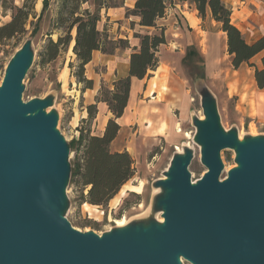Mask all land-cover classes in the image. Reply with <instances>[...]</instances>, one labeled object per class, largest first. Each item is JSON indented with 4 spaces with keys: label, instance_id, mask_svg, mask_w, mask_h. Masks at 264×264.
<instances>
[{
    "label": "water",
    "instance_id": "95a60500",
    "mask_svg": "<svg viewBox=\"0 0 264 264\" xmlns=\"http://www.w3.org/2000/svg\"><path fill=\"white\" fill-rule=\"evenodd\" d=\"M34 50L27 38L0 82V264H264V135L239 139L220 122L200 79L204 118L194 141L206 167L193 181L191 147L176 151L156 181L163 218L128 221L97 233L71 225L66 187L70 147L57 127L53 97L22 99ZM235 165L220 178V151Z\"/></svg>",
    "mask_w": 264,
    "mask_h": 264
},
{
    "label": "rangeland",
    "instance_id": "374dc122",
    "mask_svg": "<svg viewBox=\"0 0 264 264\" xmlns=\"http://www.w3.org/2000/svg\"><path fill=\"white\" fill-rule=\"evenodd\" d=\"M128 4L123 0H48L47 7L42 10L43 0H0V25L11 20L15 7L28 12L24 28L0 41V82L13 53L24 40L30 38L34 58L23 79L22 99L26 101L33 97L52 96V106L47 110L57 111V127L68 142L78 137L80 129L94 135L102 133L112 114L106 103L97 102L96 97L102 85L113 87L108 75L101 74L106 73L107 66L97 64L92 67V62L84 66V75L88 78L91 75L90 79L94 81L92 88H84L83 83L76 81L73 72L77 69V60L72 51L76 31L75 27L69 30L71 21L85 10L96 13L99 15L97 27L101 32L105 31L114 40L124 39L125 42L118 43L115 49L119 59L114 71L122 72L133 45L138 43L139 39H135V35L146 32L144 27L138 26L139 19L131 13L133 7ZM171 7L173 5H168V10ZM188 18L194 28H190L183 19L178 20V23H173L171 18L157 20L158 23H164L157 24L164 28L166 39L157 50L158 64L142 79H131L128 104L122 118L117 119L122 128L114 146L112 143L110 146L112 150L128 151L133 159V176L121 185L111 199L122 187L123 196L115 206L109 199L105 204L96 205L97 212L88 213L83 209L87 201H83L82 196L88 187L76 182V177L72 178V182L69 179L65 215L77 229L102 233L116 225L115 219L123 216L127 222L152 218L162 221L160 211L152 206L154 198L161 191L156 181L165 177L164 172L172 155L178 147L182 152L187 140L190 143L188 147L193 151L188 167L191 179L195 181L203 175L206 167L200 161L199 145L194 141L196 128L193 123L195 117L204 118L201 95L196 84L201 74L204 75L200 78L201 84L215 97L220 122L226 130L236 129L239 139L249 135H264V86L259 88L256 85L254 68L250 65L259 63L260 66V54L234 68L219 27L207 17L198 23L193 15L188 14ZM147 30L150 33L159 32L154 28ZM67 32L71 35L69 43L61 48L54 60L42 63L40 54L48 37L56 40L58 35ZM188 49H191L190 53L196 51L195 54L185 57ZM95 102L97 111L94 117L89 118L87 105ZM175 122L180 123L183 131L190 133L189 138L182 132L174 131ZM158 133L160 135L154 136ZM234 157L233 149L220 151L223 163L220 178L226 176L228 169L235 165ZM69 162L73 167L75 151L71 149Z\"/></svg>",
    "mask_w": 264,
    "mask_h": 264
},
{
    "label": "trees",
    "instance_id": "16d2710c",
    "mask_svg": "<svg viewBox=\"0 0 264 264\" xmlns=\"http://www.w3.org/2000/svg\"><path fill=\"white\" fill-rule=\"evenodd\" d=\"M188 3L194 6L197 14L204 19L207 12L219 24L220 30L226 34L227 52L234 68L243 63H248L257 54L264 50V37H259L247 42L239 30L231 22V7L226 0H135L132 14L136 16L138 25L144 27L146 32L135 35L138 43L133 46V51L128 58V70L125 76H121L112 82V88L101 86L97 102H104L111 112L101 134L94 135L80 129L77 138L68 142L71 150L75 151V162L70 171V182L76 177V182L87 188L83 201L96 205L105 204L119 190L121 185L133 176V159L128 151L112 150V141L120 130L117 119L123 115L128 104L130 95L131 78L142 79L149 70L156 68L158 64L157 50L160 44L166 42L164 28L157 25V20L165 16L168 5L174 3ZM48 0H43V9L47 7ZM168 4V5H167ZM103 6V5H102ZM41 16V15H40ZM37 20V25L40 20ZM74 16V13L72 14ZM28 12L21 7H15L11 20L0 25V41L9 38L15 32L24 28ZM99 15L87 10L73 17L70 28L75 27L74 44L72 51L75 54L77 65L73 75L76 81L84 84V88H92L93 80L84 75L85 65L91 60L93 50L113 54L118 43H124V39H112L104 31L101 32L97 23ZM148 28H154L159 32L150 33ZM71 35H58L54 40L50 36L41 52V62L46 63L54 60L61 48L69 43ZM107 45L109 47H107ZM125 47H127L125 45ZM188 49L185 57L194 55ZM253 66V77L259 88L264 86V53L260 57V66ZM200 75L198 78H203ZM97 111L96 102L87 105L88 117H94ZM88 203V204H89ZM91 204V205H92Z\"/></svg>",
    "mask_w": 264,
    "mask_h": 264
},
{
    "label": "crops",
    "instance_id": "0c3cea01",
    "mask_svg": "<svg viewBox=\"0 0 264 264\" xmlns=\"http://www.w3.org/2000/svg\"><path fill=\"white\" fill-rule=\"evenodd\" d=\"M123 2L124 3L129 2L128 5L133 7L135 0H129V1L123 0ZM226 2L231 7V16H230L231 22L236 27L239 28V30L241 31V33L243 34V36L247 42H251V41H253L259 37H262V36L264 37V0H226ZM177 7H178V9H177ZM183 7L184 8L186 7L185 10ZM118 8H121V7L119 6ZM169 10L170 11L172 10V12H170L171 14L168 13ZM169 10L167 8L166 14H165V16L161 17V20L166 21L168 19L170 20V18H171L173 23H175V22L178 23V20L183 19V20H185V22L188 23L190 28H194V26L189 21L188 14L193 15L197 19V23L201 19L198 16L197 10L194 8V6L191 4H188V3H181V2L174 3L173 7L169 8ZM117 13L120 14V11H117ZM106 14H108V9H107ZM172 16H173V18H172ZM206 17L210 19V21L212 22L213 25L219 27V24L211 17L209 12H207ZM159 22H161V21H159ZM197 23H196V25H197ZM158 24L163 25L164 23L162 22V23H158ZM138 26L142 27L140 25H138ZM191 30H194V29H191ZM221 32L223 33V35L225 37V43H226V34L222 30H221ZM134 45H136V44H134ZM116 52L117 51H115L113 54H106V53H103L99 50H93L92 58L88 62V63L92 62L91 63L92 67L94 65H97V64L106 65L107 66L106 73L105 74L101 73V74L105 75V76L108 75V79H110L111 82L115 81L117 78H119L121 76H125L127 74V70H128V61L126 60V63L124 65V70L122 72H120L119 70L114 71L115 67L117 66L118 59H119L118 53H116ZM263 53H264V50H263V52L259 53L260 54L259 56L261 57V55ZM257 66H259V63H257ZM90 78H92L91 75H90ZM134 78L135 77H132L131 79H134ZM93 83H94V81H93ZM129 97H130V95H129ZM122 116L119 117V119L122 118ZM145 127H146V125H145ZM121 128L122 127H120V130H119L117 136L112 141L113 146L118 139ZM146 128H148V127H146ZM156 135H160V134L158 133V134H155L154 136H156ZM115 150H117V149L115 148ZM122 188L117 193V195L113 199H111L113 206H115L117 204L119 198L121 196H123L121 194ZM83 209L88 213H90L91 211L97 212V206L88 204L87 202H84Z\"/></svg>",
    "mask_w": 264,
    "mask_h": 264
},
{
    "label": "bare ground",
    "instance_id": "6f19581e",
    "mask_svg": "<svg viewBox=\"0 0 264 264\" xmlns=\"http://www.w3.org/2000/svg\"><path fill=\"white\" fill-rule=\"evenodd\" d=\"M148 127H150V124L148 125ZM174 130H175V132L176 133H180V132H182L183 134H184V136H189V134H188V132H185V131H183L182 130V128H181V126H180V123L179 122H175V125H174ZM190 137V136H189ZM188 137V138H189ZM188 141V140H187ZM186 141V143H185V145L186 146H190V143H189V141L187 142ZM178 147V146H177ZM178 152H181V148L180 147H178V150H177ZM164 178V177H163ZM127 223V219H126V217L125 216H123V217H121V218H117V219H115V224L117 225V226H121V225H125Z\"/></svg>",
    "mask_w": 264,
    "mask_h": 264
}]
</instances>
